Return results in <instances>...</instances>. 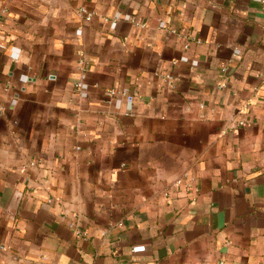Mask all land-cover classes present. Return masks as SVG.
Listing matches in <instances>:
<instances>
[{"label": "crops", "instance_id": "obj_1", "mask_svg": "<svg viewBox=\"0 0 264 264\" xmlns=\"http://www.w3.org/2000/svg\"><path fill=\"white\" fill-rule=\"evenodd\" d=\"M0 246V264H264V4L0 0Z\"/></svg>", "mask_w": 264, "mask_h": 264}, {"label": "built area", "instance_id": "obj_2", "mask_svg": "<svg viewBox=\"0 0 264 264\" xmlns=\"http://www.w3.org/2000/svg\"><path fill=\"white\" fill-rule=\"evenodd\" d=\"M264 4V0H259ZM79 14L83 17H85V19L87 21H91L93 18V13L90 12L89 10H87L86 8H81L79 10ZM120 19V15H118L116 17V19L111 23L112 28H116L117 25V20ZM126 21L138 24L136 22V20H134V18L130 17V16H126L125 17ZM165 24L162 23L161 26L162 28H164ZM143 26V25H142ZM79 34H81L82 32L79 31ZM239 54V52H237ZM184 61H188L187 59H185ZM83 60L80 61V65L83 64ZM194 65H196V62L194 63ZM167 80L169 83H172L174 80L172 77H167ZM75 89L77 92L80 93V95L82 97H88V92H89V86L86 83V79L85 76H82V79L75 85ZM106 103L109 106H114L115 108H122V104H123V98H128L126 101V115H130L133 112V99L130 97V93L128 90H118L116 88H111L109 90H107L106 94ZM173 187L176 189H184L187 193L191 194V199L192 202H196L197 200V196L199 193V188L197 187L196 184H194L193 179L189 176V174H185L183 178H180L178 180H176L173 184ZM170 195V192H166L165 196L168 197ZM0 249H4V247L0 246Z\"/></svg>", "mask_w": 264, "mask_h": 264}]
</instances>
